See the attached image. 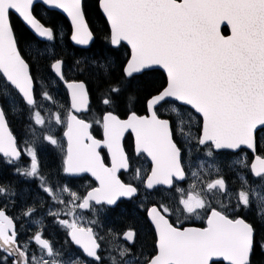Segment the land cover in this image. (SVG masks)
Returning <instances> with one entry per match:
<instances>
[{"label": "snow or ice", "instance_id": "6c2138e0", "mask_svg": "<svg viewBox=\"0 0 264 264\" xmlns=\"http://www.w3.org/2000/svg\"><path fill=\"white\" fill-rule=\"evenodd\" d=\"M92 11L106 22L94 52L83 0H0V264H264V0ZM69 40L87 53L71 65ZM49 149L60 164L44 171ZM83 174L91 182L73 187ZM122 205L151 251L136 248V227L104 232Z\"/></svg>", "mask_w": 264, "mask_h": 264}, {"label": "flooded vegetation", "instance_id": "af4514ba", "mask_svg": "<svg viewBox=\"0 0 264 264\" xmlns=\"http://www.w3.org/2000/svg\"><path fill=\"white\" fill-rule=\"evenodd\" d=\"M67 27L69 28L68 23H67ZM67 35H70V31L67 32ZM67 42L70 44V41H67ZM70 46H71V47H69L70 52L68 53L69 58H72L74 54L76 57H80L81 55L87 54V53H81L79 50L80 48H78V47H75L71 44H70ZM89 48H90V51L94 52V51H98L100 49V46H98L96 44H91L89 46ZM123 50L124 49L121 50V53L123 52ZM72 63H73V60H72ZM65 72H66V75L70 79L75 78L74 72L69 71L67 68L65 69ZM90 97H91V95H90ZM56 99L62 104L67 102L66 90L63 88V86L60 87L59 92L56 95ZM96 110H97V100H95V101L91 100L90 110H89V113L87 114L86 118L91 119L96 114ZM126 110H127V106H124L121 109L122 112L126 111ZM141 114H143V113H141ZM9 126H10V129H11L13 135L18 140V143L20 144L21 150L23 151V142H24V138H25V125H24V123H22L20 117H16L15 119L10 120ZM93 133L97 136L100 135V132L97 130V128L95 126L93 128ZM130 142H131V136H130V134H126L125 138L123 140V143H124L126 148L129 146ZM24 163H25V159L22 157L20 160V164L23 165ZM59 164H60L59 150L49 149V151H47L46 153H43L41 155L42 170L48 171V170L55 169ZM0 169H3L2 164H0ZM119 175H120V178L122 180H124V181L129 180V176L127 174H125L123 171H121V173H119ZM91 180H92V178L90 176H88L87 174H83L82 179H79V178L74 179L72 181V184H73V187L80 188L81 190H83V188L88 183H90ZM182 186L187 187V182L185 184H183ZM121 207H122V209H124L123 215H121L119 212L114 213V214H112V216L109 219L104 220V225H105L104 232L106 233L108 228L122 229L126 226H129V225L136 227L139 231V235H138L137 241H136V248L139 249V248L143 247L146 252L151 251L152 246H153V235H152V233L149 232L147 227L143 226V221L137 222V220L133 218L136 214L132 211V209L130 207H126L124 205H122ZM181 220H183V217H181ZM172 222L173 223L176 222L175 215H173V217H172ZM200 223H201L200 221L195 220V218H193L191 221L187 222L185 226H188L189 224L192 226H200ZM49 231H51V230H49ZM59 239L62 242V239H63L62 236L59 237ZM101 255H104L103 246L101 249Z\"/></svg>", "mask_w": 264, "mask_h": 264}, {"label": "trees", "instance_id": "16d2710c", "mask_svg": "<svg viewBox=\"0 0 264 264\" xmlns=\"http://www.w3.org/2000/svg\"><path fill=\"white\" fill-rule=\"evenodd\" d=\"M83 3L86 6V12H87V19L90 25L91 30L94 33V38H95V42L93 44H96L98 46H101L104 44V32L106 30V24L104 19L102 18V15L98 12L92 11V9L95 6V0H83ZM36 14L39 17H43L44 19H47V16L44 12V10H42L41 8H39L38 6H36ZM61 19L65 21V19L61 16ZM70 44L67 42V47H66V52L67 55L70 52ZM123 54V53H122ZM69 65L72 63V58H69L68 60ZM90 87V95H91V100L95 101L96 100V89H95V84L94 83H90L89 85Z\"/></svg>", "mask_w": 264, "mask_h": 264}, {"label": "water", "instance_id": "95a60500", "mask_svg": "<svg viewBox=\"0 0 264 264\" xmlns=\"http://www.w3.org/2000/svg\"><path fill=\"white\" fill-rule=\"evenodd\" d=\"M35 5H38V0H34V6ZM102 15V14H101ZM62 16H63V14H62ZM64 18H65V20L67 21V18H66V16H63ZM69 23V25H70V22H68ZM70 43H71V41H70ZM73 46H75V45H73ZM76 47H80V46H76ZM89 47V46H88Z\"/></svg>", "mask_w": 264, "mask_h": 264}]
</instances>
